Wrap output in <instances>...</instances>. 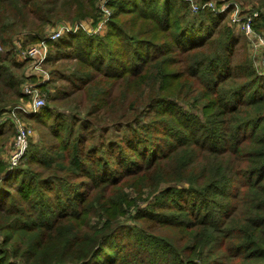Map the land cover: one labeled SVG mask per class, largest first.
<instances>
[{"label": "trees", "instance_id": "1", "mask_svg": "<svg viewBox=\"0 0 264 264\" xmlns=\"http://www.w3.org/2000/svg\"><path fill=\"white\" fill-rule=\"evenodd\" d=\"M95 3L0 0V45L16 33L37 42L66 19H97ZM110 5L103 36L77 30L48 43L46 83L53 75L65 83L32 116L46 130L41 141L10 173L0 161V264H264V74L233 62L230 9ZM257 11L253 27L264 35V0ZM23 67L0 52V114L29 98ZM157 106L171 124L142 120ZM126 186L138 194L147 186L153 198L141 207ZM130 210L135 225L121 226ZM143 226L167 228L174 244Z\"/></svg>", "mask_w": 264, "mask_h": 264}, {"label": "rangeland", "instance_id": "2", "mask_svg": "<svg viewBox=\"0 0 264 264\" xmlns=\"http://www.w3.org/2000/svg\"><path fill=\"white\" fill-rule=\"evenodd\" d=\"M115 0H96V7H97V19H93L92 17L88 16L84 19H80V20H70V19H66L63 21H60L56 26H68V28L75 26L77 22H82V24H84V26L87 25V30H82V29H78L81 30L85 33H87L88 35H96L97 36H103L105 34V32L107 31V23H103L102 24V29H99V31L97 32H93L92 28L93 25H95L98 21V19L101 16L102 13V17H106L107 20H109L108 18L111 17L112 14V7H111V2H113ZM182 2H186L189 6L188 8V13H190V15L192 14H197L201 11H195L193 4L191 2H195L198 3V0H179ZM259 0H223L222 5L218 6L217 2L218 0H213V4L215 6V8H226V9H230L227 13V17H225V20L227 22V24L229 26H231V29L233 30V33H235L236 36H238L239 40L237 42L234 43V45L232 46V58H233V62L235 64L240 63V60H249L251 67L252 68H257L258 71L262 72L261 74H264V69L261 63H258L254 60L253 56H252V49H250L247 39L246 37L243 35V33L241 32L240 28L233 24L230 21L231 15H233L236 12V16L239 17L240 15H244V16H248V15H252L253 12L257 11V3ZM229 4V5H228ZM222 10V11H224ZM101 11V12H100ZM221 12V11H220ZM258 12V11H257ZM219 13V12H218ZM108 22V21H107ZM56 26L53 28L55 29ZM92 27V28H91ZM52 28L50 30H53ZM49 30V31H50ZM48 31V32H49ZM69 34V33H66ZM74 34V33H73ZM65 35V34H64ZM63 35V36H64ZM70 35V34H69ZM44 37V36H43ZM42 37V38H43ZM11 43L9 45H4V47H2L0 45V52L4 53L7 52V59L11 60L15 63L20 62L23 64L24 67H26V72L28 74H30V76H32L33 78L26 80L25 82L22 83L21 85V91L23 92V86L24 83H30L34 89L38 90L39 92L44 94V97H48V94H51L54 92V86L55 85H59V84H64L65 81L58 77L53 75L52 76V81H49V83H46V79L43 78V75H45V73L43 72L44 70H42L43 66L40 65L41 69L38 68H34L33 67V63L30 64L31 60H27L26 58H24V56L17 54V49L18 48H26L27 46H30L32 44L37 43L35 42H31L29 38H27L24 34H20V33H16L15 35L12 36L11 39ZM50 43V41L48 42ZM47 43V47H46V54L48 55V53H50V55L54 54V50L52 48V44H50V46ZM46 58V56H45ZM45 60V59H44ZM44 62V61H43ZM57 62H63L66 64V66H68L69 68H71V65L68 64L70 61H65V60H59ZM43 64V63H42ZM57 64V63H55ZM68 64V65H67ZM29 65V66H28ZM255 66V67H254ZM19 68L17 69V73H24L25 68ZM45 68L47 70H49L50 66L49 64H45ZM255 68V69H256ZM12 70H16L14 67L12 68ZM41 70V71H40ZM256 70V71H257ZM257 71V72H258ZM168 82H171L170 84H173V79L169 78L167 79ZM40 84H44L43 88L41 86H39ZM28 85V84H26ZM168 86L164 85V89H167ZM33 90V89H32ZM24 91H25V87H24ZM35 91V90H33ZM25 95V94H24ZM167 98L171 99V97L166 96ZM174 103V102H173ZM28 104V99L25 98H20L18 105L14 106L13 108H10L9 110H5L0 114V122L2 121V119H4V131H5V141L3 142V144L0 146V161L1 163L4 164L5 166V172L10 173L11 170H9L10 166H9V162H8V157L12 148V144H13V138L15 135V131H16V126L15 124L17 123V121L21 122V123H25L26 125H28L31 130H32V136L29 138L28 140V145L30 144H36L39 143L41 141V138L43 137L44 133L46 132L45 128L38 122L34 121V118L32 117L34 114L29 113V114H25L23 113V109H21L20 107L26 108ZM177 104L179 105L178 108L183 109L186 112H191L194 115L196 114L197 116H200V106H198L195 110L185 102L182 103L179 101H177ZM163 106V105H160ZM20 108V109H19ZM159 106H157L153 111H150V114H146V115H142V120L143 121H150V120H159L162 118L166 117V114L163 112V110L158 111ZM60 110L65 111V112H72L68 107L65 106H60L59 107ZM70 115V114H69ZM166 120L168 121V124H171L172 119L167 116ZM176 127L180 128V125L178 123L175 124ZM163 130V128H162ZM118 132V131H117ZM22 166H26L25 164H23ZM4 172V173H5ZM4 173L2 174V176L4 175ZM148 187L144 186V188H142V190L140 191V194H138L139 192H135L133 191V189L130 186H126L125 187V191L128 192L130 194V198H134L139 200H144V202H138L141 203V207L145 206V202L149 200H152L153 195L149 196L148 198L145 199V195L147 194L146 192L148 191ZM158 191H156L157 193ZM143 197V198H142ZM170 212H176L177 214H181V212H177L176 209H170ZM134 210H130L129 215L126 214H121L119 215V221H120V225L121 226H134L136 223V218H134ZM128 216V217H127ZM94 221V218L91 219V222ZM137 223L138 225L141 223V219H137ZM142 231L145 233L147 232L150 235L153 236H160L162 238H165L169 241H171L172 244H174L175 240L172 238V236L170 235V231L167 228H159L157 229V231H155L154 233H151V231L148 229L147 226H143L142 227ZM143 255V258L145 260H147L148 255L145 253L146 249H140L139 250ZM131 263V261H130Z\"/></svg>", "mask_w": 264, "mask_h": 264}, {"label": "built area", "instance_id": "3", "mask_svg": "<svg viewBox=\"0 0 264 264\" xmlns=\"http://www.w3.org/2000/svg\"><path fill=\"white\" fill-rule=\"evenodd\" d=\"M213 0H207L205 2L201 3H195L191 2L193 4L195 11H202L205 8L212 9L215 13H218L225 8H215ZM229 5V4H228ZM101 12V11H100ZM102 13L100 18L98 19L97 23L93 25V32L99 31V29H102V24L105 22L107 23V18L102 17ZM258 16V12L255 11L252 13V15L244 16L240 15L239 17L236 16V12L231 15L230 21L239 27L243 35L246 37L248 45L250 49H252V56L254 60L258 63H261L264 69V35L260 32H257L253 27V21ZM109 19V18H108ZM76 25L73 27L68 28V26H57L55 29L50 30L47 32L43 38H41L37 43L32 44L30 46H27L26 48H18L17 54L24 56V58H28L32 60L33 67L34 68H40V65H42L45 56H46V47L47 43L49 41H55L61 37H63L64 34L69 33L73 34L78 29L87 30V25L84 26L82 22L75 23ZM97 35V34H96ZM43 70V69H42ZM41 71V70H40ZM45 75H43V78L46 79L48 77L47 72L43 71ZM47 80V79H46ZM28 84V85H26ZM30 83H24L23 86V92L26 96H28V104L26 108L20 107L23 109V113L25 114H37L40 109L45 104V98L44 94L39 92L38 90L34 89L32 86H30ZM25 87V91H24ZM35 91H33V90ZM19 108V109H20ZM16 131L13 138V144L12 148L8 157L9 162V170L11 168L13 169L20 163L24 161L26 150L28 147V140L32 136V130L31 128L26 125L25 123H21L17 121L15 124Z\"/></svg>", "mask_w": 264, "mask_h": 264}]
</instances>
